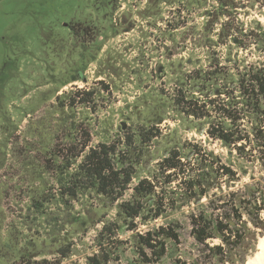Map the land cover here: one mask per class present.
<instances>
[{
  "label": "rangeland",
  "instance_id": "1",
  "mask_svg": "<svg viewBox=\"0 0 264 264\" xmlns=\"http://www.w3.org/2000/svg\"><path fill=\"white\" fill-rule=\"evenodd\" d=\"M233 2L239 4L233 13L244 31L258 25L264 32L263 8L251 6L252 0ZM216 6L214 0H0V264L18 261L29 251L38 254L35 260L53 261L51 253L63 242L75 251L62 264H85V256L96 250L93 240L100 226L86 225L83 232L85 226L71 225L54 242L42 225L44 217L29 209L42 180L52 182L49 174L38 176L47 156L43 145L54 144L51 134L60 117L65 124L88 126L92 144L111 142L160 118V137L149 147L153 160L184 141L225 157L219 143L207 140L203 122L183 118L171 106L180 71L264 65V43L246 49L233 43L205 45L204 37L215 41L226 20L221 17L206 34V13H213L214 20ZM89 89L95 90L93 109L63 115L50 107L56 96ZM55 134L58 142L63 139L62 129ZM79 210L76 205L73 214ZM258 240L244 264L257 255ZM182 242L185 248L191 244L186 230ZM125 249L122 264L133 258L129 246Z\"/></svg>",
  "mask_w": 264,
  "mask_h": 264
},
{
  "label": "trees",
  "instance_id": "2",
  "mask_svg": "<svg viewBox=\"0 0 264 264\" xmlns=\"http://www.w3.org/2000/svg\"><path fill=\"white\" fill-rule=\"evenodd\" d=\"M214 1L216 18L206 13V34L221 17L226 20L215 41L204 37L206 46L263 45L260 26L246 32L236 21L233 12L239 4ZM251 6L264 9V0H252ZM243 38L251 42L244 44ZM218 65L180 71L171 106L181 117L203 122L207 140L219 143L225 157L199 142L184 141L153 160L149 147L160 137V118H150L152 125L136 126L111 142L92 144L88 126L65 124L60 117L54 131L62 129L63 139L58 142L59 134L52 133L54 144L43 145L47 156L38 176L49 174L52 182L42 180L29 205L44 217L42 225L54 242L71 225L85 226L83 232L100 226L93 240L96 250L85 256V264H122L126 246L133 258L125 264L245 263L264 234V65ZM94 93H63L50 107L63 115L93 109ZM184 230L191 239L188 248L182 242ZM71 246L63 242L51 253L53 261L35 260L38 254L29 251L11 264H62L75 251Z\"/></svg>",
  "mask_w": 264,
  "mask_h": 264
},
{
  "label": "bare ground",
  "instance_id": "3",
  "mask_svg": "<svg viewBox=\"0 0 264 264\" xmlns=\"http://www.w3.org/2000/svg\"><path fill=\"white\" fill-rule=\"evenodd\" d=\"M246 264H264V238L259 242V249L255 258Z\"/></svg>",
  "mask_w": 264,
  "mask_h": 264
}]
</instances>
